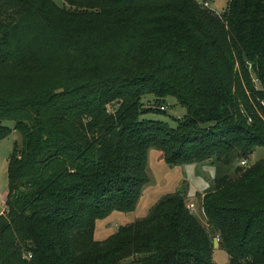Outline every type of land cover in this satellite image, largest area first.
<instances>
[{
  "label": "trees",
  "instance_id": "1",
  "mask_svg": "<svg viewBox=\"0 0 264 264\" xmlns=\"http://www.w3.org/2000/svg\"><path fill=\"white\" fill-rule=\"evenodd\" d=\"M61 1L0 0V141L20 136L0 264H215L218 249L264 264V161L200 196L206 226L178 192L95 239L97 221L136 211L150 150L176 167L264 148V0L221 17L199 0ZM170 97L187 111L175 129L143 119Z\"/></svg>",
  "mask_w": 264,
  "mask_h": 264
},
{
  "label": "rangeland",
  "instance_id": "2",
  "mask_svg": "<svg viewBox=\"0 0 264 264\" xmlns=\"http://www.w3.org/2000/svg\"><path fill=\"white\" fill-rule=\"evenodd\" d=\"M59 6L63 3L61 0H54ZM202 1V0H200ZM230 0H208L213 11L220 17L226 11ZM146 107L154 106L155 98L146 96L143 99ZM167 108L165 113L149 112L143 116V119L161 121L170 128H176L179 120L186 116L185 108L177 103L175 98H167L163 104ZM159 109V108H158ZM12 128L13 124L8 123ZM17 133L12 134L5 140L0 141V195L6 199L8 192V159L15 141L19 139ZM242 159H236L229 165H221L206 161L199 164L183 165L170 167L165 162L162 152L152 149L149 152L147 172L150 178L142 192V197L135 212L120 213L114 212L108 218L99 220L96 223L95 239L104 241L114 233L118 228L133 223L146 217L153 206L164 196L182 192L186 198V204L190 210L194 208V215L197 216L200 223L206 226L202 213L199 212V202L202 195L214 191L215 181L225 176H233L237 168H241ZM247 167L264 161V148H257L254 153L246 160ZM246 169V168H244ZM4 207L0 204V209ZM3 210V208H2ZM0 210V213L2 212ZM218 240V239H217ZM215 264H228V255L221 250L214 251Z\"/></svg>",
  "mask_w": 264,
  "mask_h": 264
},
{
  "label": "built area",
  "instance_id": "3",
  "mask_svg": "<svg viewBox=\"0 0 264 264\" xmlns=\"http://www.w3.org/2000/svg\"><path fill=\"white\" fill-rule=\"evenodd\" d=\"M199 3H200L203 7H205V8H209V9H210V4H209V2L200 1ZM248 67H249L250 70H252V66H251V64H248ZM252 77H253V83L255 84V86L257 87V89H259V85H260L259 80H258L257 77L254 76V75H253ZM159 109H160L161 111H165V112L167 111V108H166L165 106H161ZM249 122H252V120L249 119ZM241 167H247V161H246V160L241 161ZM0 204H3V206L6 208L4 197L1 196V195H0ZM4 210H5V209H4ZM4 210H3L0 214H2V213L4 212ZM191 211L194 212V211H196V210H195L194 208H192Z\"/></svg>",
  "mask_w": 264,
  "mask_h": 264
},
{
  "label": "water",
  "instance_id": "4",
  "mask_svg": "<svg viewBox=\"0 0 264 264\" xmlns=\"http://www.w3.org/2000/svg\"><path fill=\"white\" fill-rule=\"evenodd\" d=\"M217 248H218V240L215 239V240H214V249H217Z\"/></svg>",
  "mask_w": 264,
  "mask_h": 264
},
{
  "label": "crops",
  "instance_id": "5",
  "mask_svg": "<svg viewBox=\"0 0 264 264\" xmlns=\"http://www.w3.org/2000/svg\"><path fill=\"white\" fill-rule=\"evenodd\" d=\"M199 2H200V0H199ZM209 4H210V3H209ZM210 8H211V6H210ZM2 208H3V210L5 209V207H2ZM2 208H1L0 210H2ZM3 210H2V211H3Z\"/></svg>",
  "mask_w": 264,
  "mask_h": 264
}]
</instances>
